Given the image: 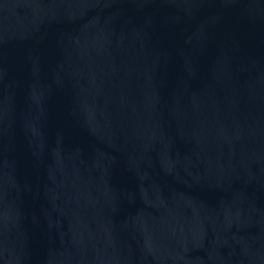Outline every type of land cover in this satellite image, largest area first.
I'll use <instances>...</instances> for the list:
<instances>
[{"label":"water","instance_id":"obj_1","mask_svg":"<svg viewBox=\"0 0 264 264\" xmlns=\"http://www.w3.org/2000/svg\"><path fill=\"white\" fill-rule=\"evenodd\" d=\"M0 264H264V0H0Z\"/></svg>","mask_w":264,"mask_h":264}]
</instances>
